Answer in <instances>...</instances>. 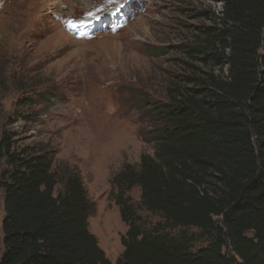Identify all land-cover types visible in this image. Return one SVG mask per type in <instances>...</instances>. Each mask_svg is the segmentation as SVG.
<instances>
[{"label": "trees", "instance_id": "1", "mask_svg": "<svg viewBox=\"0 0 264 264\" xmlns=\"http://www.w3.org/2000/svg\"><path fill=\"white\" fill-rule=\"evenodd\" d=\"M222 1L221 26L205 28L200 45L226 73L175 90L160 108L153 155L115 178L128 223L117 264H264V0ZM13 137H0V264H110L88 229L78 171L53 169L51 151ZM134 186L164 219L153 232L124 196ZM178 227L199 233L165 232ZM201 238L206 246L191 249Z\"/></svg>", "mask_w": 264, "mask_h": 264}, {"label": "rangeland", "instance_id": "2", "mask_svg": "<svg viewBox=\"0 0 264 264\" xmlns=\"http://www.w3.org/2000/svg\"><path fill=\"white\" fill-rule=\"evenodd\" d=\"M222 6V0H0V137L9 131L19 146L51 151L53 169L78 171L92 204L88 229L110 264H117L128 228L116 176L153 155L159 112L175 90L226 73L207 58L215 50L200 45L205 28L221 26ZM124 196L144 233L163 224L141 205L139 186ZM3 216L0 193V246ZM182 231L199 233L165 232ZM206 244L201 238L191 249Z\"/></svg>", "mask_w": 264, "mask_h": 264}, {"label": "snow or ice", "instance_id": "3", "mask_svg": "<svg viewBox=\"0 0 264 264\" xmlns=\"http://www.w3.org/2000/svg\"><path fill=\"white\" fill-rule=\"evenodd\" d=\"M87 15L91 16L92 13H87ZM66 24H67V26L70 27V28H73V27L76 26V22H74V21H68V22H66Z\"/></svg>", "mask_w": 264, "mask_h": 264}]
</instances>
